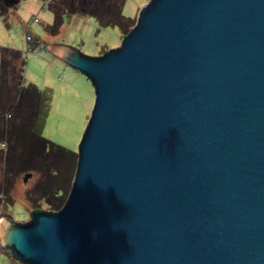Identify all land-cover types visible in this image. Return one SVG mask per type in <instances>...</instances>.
<instances>
[{
	"label": "water",
	"instance_id": "obj_1",
	"mask_svg": "<svg viewBox=\"0 0 264 264\" xmlns=\"http://www.w3.org/2000/svg\"><path fill=\"white\" fill-rule=\"evenodd\" d=\"M46 51L94 106L64 205L2 218L0 247L24 264H264V0H149L102 55Z\"/></svg>",
	"mask_w": 264,
	"mask_h": 264
},
{
	"label": "rangeland",
	"instance_id": "obj_2",
	"mask_svg": "<svg viewBox=\"0 0 264 264\" xmlns=\"http://www.w3.org/2000/svg\"><path fill=\"white\" fill-rule=\"evenodd\" d=\"M45 0H20L18 4L7 7L0 13V46L22 51L25 58V83L37 90V102L33 113L36 122L34 130L59 145L68 152L67 160L60 161L58 175L65 170V190L70 191L78 157V145L91 117L95 91L92 82L79 70L51 53L37 47L28 48L25 31L28 30L40 39L48 38L47 27L54 22V13L49 6L42 9ZM66 5L65 0H54ZM108 3L113 0H106ZM149 0H123L121 14L123 27L102 25L92 15L77 12L64 16L63 24L57 35H49V41L77 47L83 54L99 56L121 44L126 29L134 25L139 10ZM112 13V12H111ZM110 14V13H108ZM114 15L116 13L113 12ZM39 18L34 22L33 18ZM26 86V85H25ZM33 116L32 108L25 109V127L30 128L28 117ZM10 117V116H9ZM25 136H31L28 131ZM13 141V140H12ZM25 140V147L28 145ZM1 147L0 157V220L26 223L32 210L48 211L44 198L42 176L36 169L25 171L10 167L4 156L8 155L7 146ZM20 148L16 147V154ZM26 150V149H25ZM12 153V152H11ZM31 155V154H30ZM35 153H32L34 158ZM28 157L25 154V158ZM12 168V169H11ZM31 177L24 182V175ZM6 187V192L3 188ZM3 189V191H1ZM69 193V192H68ZM0 264H24L5 248L0 247Z\"/></svg>",
	"mask_w": 264,
	"mask_h": 264
},
{
	"label": "trees",
	"instance_id": "obj_3",
	"mask_svg": "<svg viewBox=\"0 0 264 264\" xmlns=\"http://www.w3.org/2000/svg\"><path fill=\"white\" fill-rule=\"evenodd\" d=\"M64 2L66 5H63L62 8H65V12H63L64 9H60L61 5L54 0H51L46 6H49V9L54 13V22L46 30L51 38L58 34L64 16L77 12L83 14L85 18L87 15L95 16L102 25L124 26L122 24L124 18L121 14L123 0H113L110 3L106 0H65ZM5 9L6 6L0 0V13H3ZM129 30L126 29L125 34ZM49 40L47 37L39 39L31 48L48 45L51 43ZM24 69L25 58L20 50L0 46V146L5 145L8 148L9 154L4 156V159L10 167L13 166V168L22 171H25V167H27L28 170L36 169L40 172L43 181L40 197L45 199L47 207L50 208L48 211H58L64 205L69 190H65L64 184L67 183H65V170L60 173V176L57 173L60 169V161L64 162L70 155L65 149L34 130L36 117L33 110L37 102V90L30 83H25ZM28 108H32L33 116L28 117L30 128L26 130L25 109ZM27 131L31 133V136H25ZM26 139L29 144L25 147ZM5 146L2 149H5ZM17 146L20 149L16 154ZM1 147L0 157L2 156ZM32 153L36 155L34 158H32ZM25 154L28 157L25 158ZM3 189L6 192V187Z\"/></svg>",
	"mask_w": 264,
	"mask_h": 264
},
{
	"label": "built area",
	"instance_id": "obj_4",
	"mask_svg": "<svg viewBox=\"0 0 264 264\" xmlns=\"http://www.w3.org/2000/svg\"><path fill=\"white\" fill-rule=\"evenodd\" d=\"M51 2V0H45L42 4V9L44 10L47 6V4ZM33 21L34 22H39V18H36L34 17L33 18ZM25 39H26V42H27V45H28V48L31 49V46L34 44V43H37L39 41V37L37 36H34L32 33H30L28 30L25 31ZM39 48L43 49V50H47L48 48V45H45V46H39Z\"/></svg>",
	"mask_w": 264,
	"mask_h": 264
},
{
	"label": "crops",
	"instance_id": "obj_5",
	"mask_svg": "<svg viewBox=\"0 0 264 264\" xmlns=\"http://www.w3.org/2000/svg\"><path fill=\"white\" fill-rule=\"evenodd\" d=\"M52 42H59V41H58V40H56V41H53V40H52L51 43H52ZM21 52H22V51H21ZM24 80H25V73H24Z\"/></svg>",
	"mask_w": 264,
	"mask_h": 264
}]
</instances>
